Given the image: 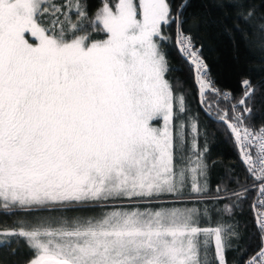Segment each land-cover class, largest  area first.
I'll return each mask as SVG.
<instances>
[{
  "label": "snow or ice",
  "instance_id": "obj_1",
  "mask_svg": "<svg viewBox=\"0 0 264 264\" xmlns=\"http://www.w3.org/2000/svg\"><path fill=\"white\" fill-rule=\"evenodd\" d=\"M185 7L173 14L169 0H101L89 17L81 0H0V214L61 213L0 229V249L15 253L12 245L23 241L31 253L23 264H227L240 232L223 214L230 217L248 189L236 177L241 190L218 184L208 195L207 143L200 148L186 97L167 78L163 44L173 24L201 102L210 92L217 104L230 103V113L218 108L217 117L258 183L256 225L264 241L258 88L242 79V94L231 103L233 94L214 86L201 48L183 30ZM233 7L251 28L242 33L246 46L264 54V11ZM225 198L233 203L221 209ZM117 201L128 203L110 204ZM91 205L103 210L63 215ZM246 264H264V243Z\"/></svg>",
  "mask_w": 264,
  "mask_h": 264
},
{
  "label": "trees",
  "instance_id": "obj_2",
  "mask_svg": "<svg viewBox=\"0 0 264 264\" xmlns=\"http://www.w3.org/2000/svg\"><path fill=\"white\" fill-rule=\"evenodd\" d=\"M63 3L64 0H57ZM234 2H239L247 9L255 5L260 11L261 0H169L173 14L176 13L179 5L184 3L186 7L182 10L183 30L190 33L196 47L201 48V56L208 66L209 78L214 86L221 92H231L234 96L232 103H235L242 94L241 80L250 79L252 85L258 88L254 97V110L256 116L254 123L258 128L264 122V54L250 50L246 46L242 33L250 32L251 28L237 16L238 9L233 7ZM85 9L91 17L101 6V0H81ZM75 20V13H71ZM198 25V27H197ZM87 27V25H85ZM165 35L172 37L170 41L163 44V50L169 62L170 71L167 78L176 85V92H183L186 97L187 113L186 118L191 117L198 126V144L203 149L205 143L208 146L206 160L209 165V193L214 195L217 185L226 186L229 191L241 190L234 181L239 177L240 185L247 186L246 196L238 202L233 209L231 216L223 214L229 223L239 222L240 238L233 240V247L226 253L227 264H246L262 246V234L256 225V218L252 210V204L258 193V187H252L255 183L248 177L245 166L241 162L239 152L226 129V126L217 117V109H227L230 113V103L222 100L216 103L217 97L209 92L206 102L200 107L198 86L194 80V67L183 58L175 45V24L165 30ZM95 38H103L102 33H93ZM177 81L180 83L177 84ZM204 99V98H202ZM211 106V114L205 111ZM187 139L190 143L192 133L186 128ZM231 177V180L228 178ZM248 177L247 181L245 178ZM234 199V198H233ZM258 199V198H257ZM256 199V201H257ZM209 206L215 201H207ZM233 200L225 198L219 202L223 209L225 204L231 205ZM124 205V204H123ZM256 205V202H255ZM99 208L98 206H84ZM12 212L0 214V229L11 228L15 223L13 219L18 213L25 211L16 209ZM34 209L32 212L42 211ZM256 213L258 207L255 208ZM10 215H13L11 218ZM216 213H213L211 224L216 223ZM207 226V225H205ZM15 253L7 249H0V261L3 264H23V261L30 258L26 244L23 241L19 245L13 244Z\"/></svg>",
  "mask_w": 264,
  "mask_h": 264
},
{
  "label": "rangeland",
  "instance_id": "obj_3",
  "mask_svg": "<svg viewBox=\"0 0 264 264\" xmlns=\"http://www.w3.org/2000/svg\"><path fill=\"white\" fill-rule=\"evenodd\" d=\"M258 190H259V188H258ZM111 203H115L118 206L119 205H123V204H124V206H127L128 202H126V201H117V202H110V204ZM13 210H15V209L13 208ZM102 210L103 209L101 207H99V208H89V207L81 206L79 208L68 209V210H66L63 213V215H65L67 217L78 216V215L79 216H88V215L99 214ZM18 214L19 215L14 217L12 223H15L16 221H18L20 219H23V218H34V217H38V216H48V215H54L55 216V215H60L61 213L60 212H56V211H53V212L50 213L47 209H43L42 211L32 212L30 210V211H25L23 213H18ZM10 217L12 218L13 215H10ZM1 218L2 217L0 216V219Z\"/></svg>",
  "mask_w": 264,
  "mask_h": 264
},
{
  "label": "water",
  "instance_id": "obj_4",
  "mask_svg": "<svg viewBox=\"0 0 264 264\" xmlns=\"http://www.w3.org/2000/svg\"><path fill=\"white\" fill-rule=\"evenodd\" d=\"M185 2H186V0H185ZM195 71H194V80H195V83H196V79H195ZM197 84V83H196ZM198 86V85H197ZM198 94H199V90H198ZM199 98H200V107L202 108L203 107V105H202V97L199 95ZM216 121H220V120H216ZM259 191V190H258ZM257 196H258V193H257V195H256V197H255V200L253 201V204H252V210H253V213H254V216H255V218H256V210H255V208H253V205L255 204V202H256V198H257ZM264 243V242H263Z\"/></svg>",
  "mask_w": 264,
  "mask_h": 264
},
{
  "label": "built area",
  "instance_id": "obj_5",
  "mask_svg": "<svg viewBox=\"0 0 264 264\" xmlns=\"http://www.w3.org/2000/svg\"><path fill=\"white\" fill-rule=\"evenodd\" d=\"M232 103V102H231ZM250 152H251V154L253 155V157L255 158V156H256V152H255V150L254 149H250ZM252 187H258V183L257 182H255V184L252 186ZM261 198L259 197V195H258V199H257V201H256V206L258 207V209H259V200H260Z\"/></svg>",
  "mask_w": 264,
  "mask_h": 264
},
{
  "label": "bare ground",
  "instance_id": "obj_6",
  "mask_svg": "<svg viewBox=\"0 0 264 264\" xmlns=\"http://www.w3.org/2000/svg\"><path fill=\"white\" fill-rule=\"evenodd\" d=\"M257 198H258V196H257ZM257 198H256V199H257Z\"/></svg>",
  "mask_w": 264,
  "mask_h": 264
}]
</instances>
